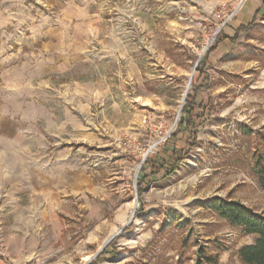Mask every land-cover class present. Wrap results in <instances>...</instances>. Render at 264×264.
<instances>
[{
	"label": "rangeland",
	"instance_id": "obj_1",
	"mask_svg": "<svg viewBox=\"0 0 264 264\" xmlns=\"http://www.w3.org/2000/svg\"><path fill=\"white\" fill-rule=\"evenodd\" d=\"M251 1L2 5L14 11L0 50L8 135H32L23 142L39 164L83 169L91 191L89 208L43 192L38 215L1 193L0 264H198L207 255L243 264L237 251L254 236L204 203L264 214L255 165L264 153V9L228 39L229 17ZM158 161L175 166L169 177L154 174Z\"/></svg>",
	"mask_w": 264,
	"mask_h": 264
},
{
	"label": "crops",
	"instance_id": "obj_2",
	"mask_svg": "<svg viewBox=\"0 0 264 264\" xmlns=\"http://www.w3.org/2000/svg\"><path fill=\"white\" fill-rule=\"evenodd\" d=\"M23 1L25 0H0V50L3 47L1 46L2 28L5 27L10 17L7 15L14 14V11L9 9L8 14L4 13L2 5L5 4L7 8L15 7L20 2L23 3ZM263 9L264 0L247 2L243 9L234 17L230 29L233 30V33L241 31L242 28L251 24V21ZM48 43L46 42L45 45H48ZM0 78H3L1 72ZM4 95V86L0 82V196L3 193V201H10L15 206L33 207L32 210L35 209L34 211L38 215L39 212L43 211V208L39 207L42 204L43 192L46 195H51V190L54 188L57 193L60 194L61 192L63 194L59 199L60 202H69L71 198L75 199L77 197L84 207L89 208L90 201L86 197V192L90 193L91 191V180L83 169L76 172L68 171L67 173L62 171L59 173L57 169L53 170V168L57 167H52L49 163L47 165L39 164L38 160H36L39 157V151L31 149L29 146L25 147L23 142L24 140L33 139L32 135L15 136L12 133L14 132L13 130H11V136L8 135L7 105L4 102ZM64 206V210L68 212L69 208L66 205ZM70 225L72 224H65V228L69 229ZM68 229H64L57 234L59 242L61 241L62 243V240L66 239L65 235L69 234Z\"/></svg>",
	"mask_w": 264,
	"mask_h": 264
},
{
	"label": "trees",
	"instance_id": "obj_3",
	"mask_svg": "<svg viewBox=\"0 0 264 264\" xmlns=\"http://www.w3.org/2000/svg\"><path fill=\"white\" fill-rule=\"evenodd\" d=\"M231 43L235 42L236 33L233 37H229ZM191 95H187L185 98V105L182 113H187L190 116L191 108L189 105ZM182 123L180 120L179 124ZM175 153V152H174ZM256 167L259 169L257 176V185L264 189V153L257 156L255 161ZM158 166V167H157ZM152 167L155 170L160 171L164 178L169 177L175 170V166L170 167L168 164L155 163ZM157 168V169H155ZM205 208L215 213L218 217L224 219L231 227H237L241 229L246 236H254V241L249 246H242L237 251V256L240 262L243 264H264V214H258L251 210L249 207H245L243 204L236 201L230 202L220 198H212L204 203ZM109 246H106L102 253H107ZM217 258L214 255L203 256L198 264H217Z\"/></svg>",
	"mask_w": 264,
	"mask_h": 264
},
{
	"label": "water",
	"instance_id": "obj_4",
	"mask_svg": "<svg viewBox=\"0 0 264 264\" xmlns=\"http://www.w3.org/2000/svg\"><path fill=\"white\" fill-rule=\"evenodd\" d=\"M195 69H196V66L193 68V72H195ZM190 81H191V77L189 78V81H188V86H187V88H186V90H185V93H184V96H183V98H182V103L185 101V96H186V94H187V91H188V89H189V84H190ZM135 202H136V199H135ZM135 212V209L133 210V212H132V214ZM124 228V227H123ZM122 230V228L119 230V231H121ZM118 231V232H119ZM117 232V233H118ZM117 233H115L113 236H111V238L110 239H108L101 247H100V249L97 251V253L92 257V259H94V258H96L99 254H100V251L106 246V245H108L114 238H115V235L117 234ZM91 259V260H92ZM88 262V261H87Z\"/></svg>",
	"mask_w": 264,
	"mask_h": 264
},
{
	"label": "built area",
	"instance_id": "obj_5",
	"mask_svg": "<svg viewBox=\"0 0 264 264\" xmlns=\"http://www.w3.org/2000/svg\"><path fill=\"white\" fill-rule=\"evenodd\" d=\"M236 14H237V11L233 12V13L231 14V16L229 17V19H230V18H231V19L234 18V17L236 16ZM224 25H225V24H224ZM224 25H223V26H224Z\"/></svg>",
	"mask_w": 264,
	"mask_h": 264
},
{
	"label": "bare ground",
	"instance_id": "obj_6",
	"mask_svg": "<svg viewBox=\"0 0 264 264\" xmlns=\"http://www.w3.org/2000/svg\"><path fill=\"white\" fill-rule=\"evenodd\" d=\"M133 206H135V203L133 204Z\"/></svg>",
	"mask_w": 264,
	"mask_h": 264
}]
</instances>
